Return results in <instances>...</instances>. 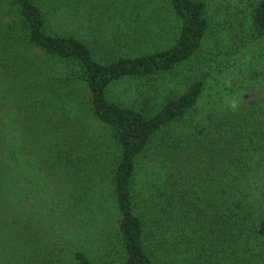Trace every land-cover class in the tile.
I'll return each instance as SVG.
<instances>
[{
  "label": "trees",
  "instance_id": "1",
  "mask_svg": "<svg viewBox=\"0 0 264 264\" xmlns=\"http://www.w3.org/2000/svg\"><path fill=\"white\" fill-rule=\"evenodd\" d=\"M88 3L0 0V163L28 176L18 157L29 158L88 184L86 127L99 126L109 136V151L96 150L109 158L113 206L104 219L117 248L100 258L53 245L50 216L28 205L40 194L35 182L16 178L7 190L15 241L3 256L12 264H264V0H246L232 37L235 70L250 66L251 84L238 86L236 105L201 110L205 71L160 101L124 106L111 94L195 60L222 32L206 0H102L97 27ZM67 195L61 216L72 219L82 193Z\"/></svg>",
  "mask_w": 264,
  "mask_h": 264
},
{
  "label": "rangeland",
  "instance_id": "2",
  "mask_svg": "<svg viewBox=\"0 0 264 264\" xmlns=\"http://www.w3.org/2000/svg\"><path fill=\"white\" fill-rule=\"evenodd\" d=\"M101 1L89 0L88 3V6L92 10L93 27L98 26L96 22L98 14L95 15L94 9L97 5L102 4ZM206 1L209 6V14L213 21L222 29L219 36L216 39H209L198 57L189 64L179 68L175 74L160 77L151 82H135L122 85L111 94L113 100L124 106H131L139 104L143 96L152 97L153 95H157V99H154L160 101L163 96L169 94L171 91H183L198 74L205 71L210 72L211 76L208 80L205 95L200 102L199 110L216 104H219L221 107L237 104L234 99L238 98L237 91L240 90L238 86L244 80L250 84L251 80H253V78L251 79L253 74L249 70L250 66H246L243 75L242 72L235 70L239 68L235 66L236 63L239 64V60L231 54V51L235 47L232 37L237 36L236 29L239 27L240 20L245 16L246 0ZM106 20L109 19L105 18L101 23V26L104 28L107 27ZM78 25L80 33H84L86 29L79 23ZM63 29L66 30V28ZM90 36L94 38L97 34ZM87 39L91 40V38ZM242 92V95L248 100V93L243 90ZM92 125L91 127H86L87 139H89L90 144L88 145L89 148L85 149V155L88 156L87 163H89L88 170L85 172H89L92 175L88 184H84L81 181L79 185L77 181L80 178L75 177V173L66 177L65 173L62 175L57 174L59 169H55L56 172H53L51 168L50 173L40 171L37 164L31 163L29 158L18 157L23 167L24 165L25 167H29L28 176L17 172H7L5 171V166L0 163V264H12L13 262V257H10L9 262L7 260L8 257L3 256L4 253L1 247L6 252H9L15 241L12 230L8 227L11 215L8 211L10 201L7 197V190L12 185V181L15 182L16 178H27L35 182V189L38 188L40 194L36 202H33L34 199H32L28 205L35 203L32 205L34 210H38L41 215L50 216L49 221H47L50 224L45 229L48 232L45 234H49L46 240L50 241L53 245L66 247V244H68V249L86 250L93 256L100 258L117 248L113 233L110 231V223L104 219L106 213L111 214V207L113 209V206L105 199L107 185L110 184L109 177L111 173H109L108 169L106 170L104 165H107L109 158L104 149V155L96 150L97 144L102 143L103 147L109 151L108 144L104 142L109 141V136L96 124L92 123ZM10 140L13 141L11 138ZM14 142L16 143L17 140H14ZM5 143L6 141L2 145ZM6 155L5 153L0 156L6 157ZM4 157L1 160H4V163L9 166L8 169L10 171L13 170V159L9 160L10 158ZM35 160L39 161L40 158H35ZM95 170L99 174L100 172H105V175H98L96 173L93 176ZM90 171H92V174ZM59 176L62 177L63 181L59 180ZM5 183L6 185L3 186ZM4 189H6V192ZM68 192H73L74 198L76 192L82 193L80 212H77L76 217L72 219H69L68 216L66 218L61 216L62 209L65 207L64 201L69 198ZM5 196L6 199H3Z\"/></svg>",
  "mask_w": 264,
  "mask_h": 264
}]
</instances>
